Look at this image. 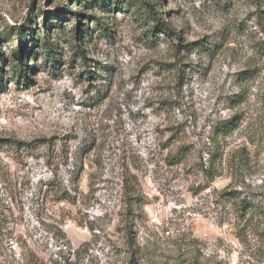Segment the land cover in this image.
Wrapping results in <instances>:
<instances>
[{"label":"rangeland","instance_id":"374dc122","mask_svg":"<svg viewBox=\"0 0 264 264\" xmlns=\"http://www.w3.org/2000/svg\"><path fill=\"white\" fill-rule=\"evenodd\" d=\"M262 47L264 0H0V264H264Z\"/></svg>","mask_w":264,"mask_h":264},{"label":"trees","instance_id":"16d2710c","mask_svg":"<svg viewBox=\"0 0 264 264\" xmlns=\"http://www.w3.org/2000/svg\"><path fill=\"white\" fill-rule=\"evenodd\" d=\"M264 47H262L263 49ZM206 51L211 52L210 48L206 47L205 48ZM20 61L21 63H23V58H22V54L20 56ZM25 73H27L25 71ZM24 73V74H25ZM248 74V73H247ZM27 77V76H24ZM239 102H241L239 100ZM242 124V117L240 115H236L234 116L230 121L224 122L219 128H218V136H223V137H227L230 134H232L234 131H236L237 129L240 128ZM213 151L210 152V156H209V164L207 165L208 167L205 168L203 167V171L206 174V176H208V178L210 179V181H214L216 176H217V170H216V165L217 163L220 161V159H222L223 154L221 153V147L218 144V146H214L213 147ZM235 192H225L223 193V196L226 197V199L228 201H235Z\"/></svg>","mask_w":264,"mask_h":264}]
</instances>
